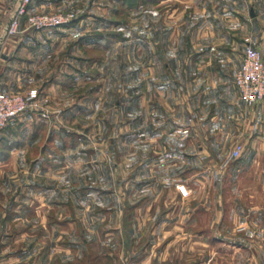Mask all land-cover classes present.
<instances>
[{
  "label": "rangeland",
  "instance_id": "374dc122",
  "mask_svg": "<svg viewBox=\"0 0 264 264\" xmlns=\"http://www.w3.org/2000/svg\"><path fill=\"white\" fill-rule=\"evenodd\" d=\"M224 1L194 0L201 3L199 10L182 11L180 0H52L55 6L49 12H73L75 19L68 31H56L61 27L43 30L53 43L49 58L41 63V70L47 69L42 82L52 88L49 91L43 90L44 85L35 88L40 92V102H49L55 110L57 138L50 156L54 165L41 178H50L57 201L50 203L53 210L50 219L43 217L48 208H40V226L46 227V234L39 239L43 244L49 238L61 244L63 238L77 243L85 238L90 255L82 258L80 253L75 254L73 261L66 264H78L79 260L82 264H97L95 254L98 250L99 256L106 253L112 240L116 263L127 264L128 254L119 245L123 236L116 232L124 227L126 231L128 222L140 232L131 236L136 258L142 257L143 264H165L176 254L179 256L174 246L167 249L162 244L170 237L167 228L176 222L171 213L177 210L189 212L182 225L200 233L199 251L188 245L181 255L184 264L193 259L210 260L213 264L264 261V214L255 219L226 217L222 223L219 219L228 215L235 204L243 211L254 205L264 211V174L256 175L254 180V202L248 196L252 189L243 187L250 183L245 179L255 175L258 162L242 172L236 178L240 182L232 185L226 182L227 177L223 182V173L219 172L218 163L223 155L181 156L163 147L160 150L158 141H143V134L139 141L128 143L129 131H145L143 124L134 126L132 118L147 115L148 120L160 117L155 126L168 133L163 139L166 146L177 143L175 132H178L184 134V152H194L192 123L186 115L184 122L175 118L181 115L176 103L168 102L171 109L167 113L159 109V102H148L147 108V102L143 101L155 89L166 90L160 86V70L166 72V68L169 71L182 64L191 68V52L198 44L208 48L205 41H192L198 31L207 40L209 28L223 36L236 23L235 12L230 14V21L221 17L224 12L217 8ZM247 28L250 31L251 24ZM30 31L33 30L22 24L20 32L10 37ZM225 45L222 41L210 47L222 54ZM167 77L175 75L167 73ZM167 91L170 94V89ZM204 141L213 148L214 142ZM215 144V151L229 149L235 140L221 139ZM181 160L182 172L175 169ZM132 204L137 206L136 214L121 217ZM165 211L170 215L163 221ZM48 220L54 223L48 226ZM55 228L64 229L65 235H53ZM190 233L187 239L197 238ZM149 243L147 251L145 246Z\"/></svg>",
  "mask_w": 264,
  "mask_h": 264
},
{
  "label": "crops",
  "instance_id": "0c3cea01",
  "mask_svg": "<svg viewBox=\"0 0 264 264\" xmlns=\"http://www.w3.org/2000/svg\"><path fill=\"white\" fill-rule=\"evenodd\" d=\"M16 1L0 0V93L27 91L32 88L37 89L35 85H44L45 82L42 81L47 69L41 70V63L49 58L52 49L53 40H50L49 35L43 31L22 32L12 37H6L5 29L14 11ZM180 1V10L182 11L199 10L201 6V3H195L194 0H191L190 3L188 0ZM54 6L52 0H33L30 4L31 11L34 12H49ZM217 9L224 12L221 17L225 21H230V14L235 12L234 15L238 17L235 19L236 23L230 24L229 30L223 36L209 28L206 32V35H209L207 40L202 38L204 33L200 34L198 31L195 40L192 41H205L209 44L208 48L198 44L197 49L191 52V68L182 64V66L178 67L177 65L176 69H169V71L166 68V72L164 69L160 70V86L166 90L155 89L156 92H151L147 100L145 95L143 101L147 102L146 107L148 102H159V109L167 113L171 109L168 102H175L177 111H181V115H176L175 118L184 122V117L187 116V119L192 123L195 132H193L192 138L196 140V145L194 142L192 143L194 152H184V134L178 132H175L177 143L171 146L173 148L166 146L168 144H165L163 139L167 138L168 133L155 126V121L160 120V117L148 120L147 115L132 118V124L134 126L143 124L145 131L143 133L135 129L129 131L127 134L128 143L132 145L133 142L134 144L136 139L138 141L142 139L143 134V141L150 140V143L158 141L161 144L160 150L163 147L164 150L166 149L165 151H174L175 154L179 152L181 156H188L189 153L208 156L223 155L218 163L219 172L223 173V182L226 180L232 185L234 182H240L236 178L240 177L242 172L246 169L250 170L258 162L259 167L255 169V175L250 179H245L250 183L243 186L249 187L250 189H247L251 190L255 185L254 180H257L256 175L262 177L264 174V100L255 106H246L237 94L233 78L242 60L244 39L255 38L264 58V0H226ZM72 22L56 31L62 33L60 31L70 30ZM249 24L252 26L250 31L247 28ZM23 30L25 29L22 28ZM222 41L227 45L224 46V51L220 54L217 49L214 50L211 47L217 46ZM180 58H184L183 54ZM149 71L152 75V70ZM165 73L166 75H164ZM167 73L175 75V78L168 79ZM44 87V91H49L52 88L48 83ZM168 89L171 91L170 94ZM151 96H154L155 99ZM133 102H136V97ZM35 103L36 105H31L24 114L11 120L0 133V264H66L73 261L72 258L75 254L79 255L80 253L82 258L90 255L84 243L85 238L81 243L63 238L62 245L52 238H49L45 244L40 242L39 236L46 234V227L40 226L42 224L40 208H48V213L43 217L50 219L53 217L50 203L55 204L57 201L56 190L52 182L50 183V178H41V175L48 173V170L54 165L50 156L56 145L57 116L49 102H40V92ZM204 129L205 131L202 133ZM221 139L235 140V142L242 143L243 146L240 156L229 161L225 167L221 165L232 147L215 151V142ZM204 140L214 142L213 148L208 146ZM247 144L248 146H246ZM175 165V169L183 171V160L179 162V166L178 162ZM249 175L251 176V174ZM15 176L18 177L15 178ZM224 177L228 179L224 180ZM180 178L182 182L183 177ZM259 186L261 187V185ZM220 187L221 197L224 187L223 185ZM15 192L19 194L15 195ZM248 193L250 202H254L252 198L254 199L256 196L255 189ZM68 202L70 203V199ZM175 203L178 204V200ZM255 206H250L249 210L243 211L235 204V207H230L228 215L223 214L222 218H219L220 222L222 223L226 217L247 218L252 216L254 219L259 218L264 214V211L258 210L260 207ZM136 209V204H132L128 209L126 208V212H122L121 217H131L133 213L136 214ZM188 214L189 212L184 214L178 210L171 213L176 222L172 227L167 228L170 230L167 232L170 237L164 239L162 244L167 249L171 248V245L174 246V250L179 253V256L176 254L177 257L165 264H184L181 255L185 248L189 247L188 245L193 251H199L197 247L200 245L199 231L196 230L194 233L193 227L182 225L183 219ZM162 215V220L166 221L165 217L170 214L165 211ZM63 220L65 223L66 218ZM51 223L54 222L48 220L47 225L49 226ZM128 225L129 228L126 231L124 227L116 232L123 236V239L121 237L122 244H118L123 247L124 254L126 252L128 254L127 264H143L142 257L136 258L134 249H132L134 244L132 237L140 232L136 230V226H130V222ZM242 227V229H246V225ZM189 231L197 238L187 239ZM52 232L53 235L58 233L59 237L62 233L65 235L66 231L55 228ZM111 243L112 246L106 249V253L101 252L102 256H99V250L97 251L94 256L95 263L120 264L116 263L115 251L113 252L115 241L112 240ZM150 245L151 243L145 246V249H149ZM80 262L81 260L78 264ZM210 262V260L200 262L193 259L187 264L214 263ZM241 264H252V262L244 261ZM254 264H264V261H255Z\"/></svg>",
  "mask_w": 264,
  "mask_h": 264
},
{
  "label": "built area",
  "instance_id": "2783aa9c",
  "mask_svg": "<svg viewBox=\"0 0 264 264\" xmlns=\"http://www.w3.org/2000/svg\"><path fill=\"white\" fill-rule=\"evenodd\" d=\"M32 1H16L5 29L6 37L19 33L22 24L27 29L39 32L63 27L75 19L73 12L31 11ZM243 43L244 52L240 66L234 73L233 84L244 104L255 106L264 100V58L255 38L248 37ZM38 95V90L34 88L23 92L0 93V133L11 120L24 114L31 105H36ZM242 149V143L235 142L221 166L225 167L229 161L238 158Z\"/></svg>",
  "mask_w": 264,
  "mask_h": 264
},
{
  "label": "trees",
  "instance_id": "16d2710c",
  "mask_svg": "<svg viewBox=\"0 0 264 264\" xmlns=\"http://www.w3.org/2000/svg\"><path fill=\"white\" fill-rule=\"evenodd\" d=\"M72 21H73V20H72ZM72 21H71V22H72Z\"/></svg>",
  "mask_w": 264,
  "mask_h": 264
}]
</instances>
